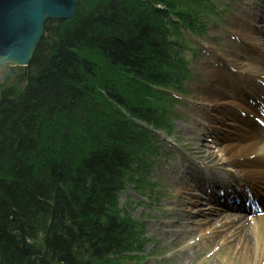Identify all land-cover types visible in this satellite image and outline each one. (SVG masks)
Listing matches in <instances>:
<instances>
[{
	"label": "trees",
	"instance_id": "obj_1",
	"mask_svg": "<svg viewBox=\"0 0 264 264\" xmlns=\"http://www.w3.org/2000/svg\"><path fill=\"white\" fill-rule=\"evenodd\" d=\"M75 1L44 24L24 89L0 88V264H120L136 233L116 192L153 151L133 120L161 128L158 88L183 79L192 0Z\"/></svg>",
	"mask_w": 264,
	"mask_h": 264
},
{
	"label": "bare ground",
	"instance_id": "obj_2",
	"mask_svg": "<svg viewBox=\"0 0 264 264\" xmlns=\"http://www.w3.org/2000/svg\"><path fill=\"white\" fill-rule=\"evenodd\" d=\"M244 13H246V11H244ZM241 16L243 15L241 14ZM243 18L246 17L243 16ZM246 19H248V17ZM256 19L263 21L264 15H261V17L259 18L256 16ZM232 30L237 35L239 34L243 41H246L253 46H257V47L259 46V48H261L260 50L264 51V49L260 45V42H263L264 39V30H262L261 35L259 34L258 36L256 32H253V30L249 28V25L246 24L245 21L242 20V18H237L236 20H234ZM234 32L233 35H235ZM226 55L229 59H226L225 65H230L234 68H236L235 65H238V72H239V75L237 77L238 81H243V82L246 81L242 79V78L246 79V73H248V75L252 78H258L259 75H264V61L262 62L261 60H257L255 57H251L249 60L250 63H245L243 61L244 58H242L241 53L234 45H231L229 48H227ZM237 59H240L242 62L238 63ZM225 68L226 67H222L219 69L217 67H214L210 69L206 75L204 90L201 93L196 92L194 94V96L196 97L195 99H192V103H194L195 106L194 109L195 119L192 118L193 119L192 127L201 126L200 120L202 121L204 120L203 123L209 125L210 129L207 130L206 128H203L201 126L202 128H200L199 130H195L194 128L189 127V133H188L189 143L187 144L186 148L189 151L194 152L196 154L207 153L208 151H204L203 149H201L207 146L199 144L201 140L200 139L201 135L211 134L213 138L215 137L219 138L215 134L216 132L214 131V126L216 125L218 126V124L216 123V121H218L221 123V127H224V129L228 131V134L230 136L228 137L223 136L220 138V140L213 139V144L217 146L218 151L217 153L213 151L207 153L206 156H208V160L215 158L219 162H224V161L232 162L233 159L246 157L252 154H259V158L264 160V134L262 135L259 131L254 129L248 131L249 124L243 120L242 122L237 121L232 113V110L227 109L225 107V105L233 104L236 101V98L232 95V92L230 91V89L233 90L234 88H227L224 82L226 78L230 77V75L226 71H224L223 74L221 73ZM190 112H193V110H191ZM207 114H212L213 118L208 117ZM233 136H235L236 138L235 139L231 138ZM252 164H253L252 161H246V163H244L243 165L239 164L238 162H233V165L237 169L243 172H245V168H246L247 174H251V171H249L248 168H250V165ZM251 167L255 168V173L252 174V176L259 178L264 176L263 171H261V169L264 168V165H261L260 167H255V166H251ZM182 174L184 175L185 178L186 176L191 177L193 174L194 175L199 174V172L193 169L190 172V174H188L185 171L182 172ZM175 176L178 177L179 174L175 173ZM219 177L222 178L223 176L220 175ZM172 178L173 176H171V179ZM175 182L178 185V192L175 194V201H174L176 210H169L172 212L169 213L168 215L170 216L173 215L174 217L179 215L181 217V214H184L181 211L182 206L186 205L187 207H191L194 205V203L200 200L197 199L198 200L197 201L196 199H194L196 201H193L191 199V196L193 198H197L196 197L197 193H194L193 188L194 189L202 188L204 186V183L202 184L194 183L193 185H190L187 183L186 178L182 180L179 177L175 178ZM222 186L225 187L224 185ZM238 186L236 183L228 191H230V193H233L235 189L241 191V189H238ZM189 187H191V189ZM225 188H227V186ZM234 194L237 195V192L236 193L234 192ZM219 201L220 199H218V202ZM174 204L172 203L171 208H173ZM197 211H199L197 216H201L202 211L200 210ZM210 216L214 217V215H208L207 217L204 218V220H202V223L205 224L212 221L211 225H214L215 221L219 219L221 220L230 219L229 217L226 216H215L216 219L211 218ZM181 220H183L182 217L180 218V221ZM174 222L176 225H178L176 221L170 223L174 225ZM238 222L242 224H247L245 225L247 229H250L251 227L249 221L244 222L243 220H238ZM258 229L260 232H262V234L257 233L254 235V237L257 239H261L262 244L259 248L258 255L255 257L257 261H264V218H262L259 221ZM163 233H168V230H164ZM184 233H185V228H181L180 230L177 229L173 232V235L171 234L169 235L170 236L169 239L172 238L173 236L180 237ZM219 238H221V234L218 235L216 234L210 237V239L207 242L208 243L216 242L219 240ZM253 247H254L253 238L248 237L246 235H241L240 237L237 238L236 241H234L227 247L228 252H226V254L221 256L223 258L221 264H241V263L254 264L252 258ZM199 251H201L199 247L198 249H195V247L192 249H188L186 251H183L182 253H179V256L176 259L178 260V263H183L182 261L196 258ZM218 258H220V256H218L216 259ZM215 264H219V263H215Z\"/></svg>",
	"mask_w": 264,
	"mask_h": 264
},
{
	"label": "rangeland",
	"instance_id": "obj_3",
	"mask_svg": "<svg viewBox=\"0 0 264 264\" xmlns=\"http://www.w3.org/2000/svg\"><path fill=\"white\" fill-rule=\"evenodd\" d=\"M208 1L211 4H216L214 8H216V10L221 13V17L215 18L213 16V12L209 10L208 12H210L209 14L212 13L211 15H209L207 11L193 8L194 12L200 15V17H202L203 21L209 27L207 32L203 33L201 39H198V42L202 46L209 48L212 52V55L219 54V57L226 58L225 53L229 42H227V39L224 37L226 36L225 28L231 27L234 19L239 16L240 10H243V7H240L237 3H233L232 0ZM249 21L251 22L253 20L250 19ZM219 25H221L222 31L219 30ZM190 46L192 47V45ZM195 53L196 58L190 59L191 55L188 51L186 52V57L189 63L188 66L193 65L194 67V70L189 72V79L188 77L186 78L183 86L184 91H182L181 93V95L184 96L187 100L189 98L195 99L194 94L197 92L195 88H202L205 81L204 77L208 69L205 63L206 57L204 56V54L200 53L198 48ZM26 78L27 75L24 69H22L21 67L15 68L12 75L8 76L4 82L0 81V88L11 87L15 92H20L26 85ZM202 90L203 89H200V92ZM173 104L175 106L172 107L174 112L176 113L175 115L177 116L174 117V115L171 114L173 110L168 108V115H172L171 127L169 129V132L165 133L164 131H161L156 133V139L158 140L157 147L159 148L160 153L150 159V169L146 173V178L148 183L151 185V189L147 190L141 196L137 194L136 189H134L133 187L127 188L124 190V192H121L119 194V201L123 203L125 207V203L130 205L128 207V211L126 212L129 214L131 219L142 222L145 229V235L143 236L145 244L143 247V251L141 252L142 254H138L140 255V257H143L139 260L141 264H154V262H157L158 257L164 256L165 252H167L166 246L168 243L165 238L168 235H160V227H158L157 224L162 219L171 218V216H166V213L162 212L165 209L169 208L170 205H172L171 202H173L174 200V197L172 195L176 194L175 190H173L172 195L168 190V186L171 183V180L167 177V174H169L167 173V169L171 167L178 168L179 164L175 158L174 153L170 149H168L167 145L168 143H170L172 145L176 144L180 148H186L187 144L189 143V141L187 140V132L189 127L193 126L192 120L195 119L194 111L190 112L192 110L191 108L178 106L177 103ZM193 128L197 127L194 126ZM204 138L205 140L209 139L207 136H205ZM200 144L202 143L200 142ZM204 144L211 145L210 143L205 142ZM209 145L206 148H200L204 151H211ZM212 150H214L213 147ZM207 153L196 154L194 152H191L190 154L195 158H199L200 160L208 161V156H206ZM174 173H172V176L174 175ZM169 176H171V174H169ZM148 202L150 203L149 206L147 205ZM204 246H207L208 249L211 247L210 245L206 244ZM149 252H152L156 260H149L150 258H147ZM144 257H146L147 261L145 260L143 262V259H145ZM160 264H170V262L164 261ZM193 264L202 263H200V261L196 259L194 260Z\"/></svg>",
	"mask_w": 264,
	"mask_h": 264
},
{
	"label": "water",
	"instance_id": "obj_4",
	"mask_svg": "<svg viewBox=\"0 0 264 264\" xmlns=\"http://www.w3.org/2000/svg\"><path fill=\"white\" fill-rule=\"evenodd\" d=\"M75 14V0H0V81L29 65L47 20L69 21Z\"/></svg>",
	"mask_w": 264,
	"mask_h": 264
}]
</instances>
